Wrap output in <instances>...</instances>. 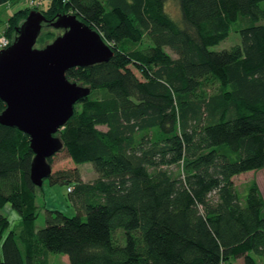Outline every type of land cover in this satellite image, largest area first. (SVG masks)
Segmentation results:
<instances>
[{
	"label": "trees",
	"instance_id": "trees-1",
	"mask_svg": "<svg viewBox=\"0 0 264 264\" xmlns=\"http://www.w3.org/2000/svg\"><path fill=\"white\" fill-rule=\"evenodd\" d=\"M263 2L50 0L12 14L3 32L11 44L32 11L48 20L40 49L63 32L51 25L58 16L76 15L114 56L66 74L91 94L55 136L75 165L98 174L50 176L72 186L76 216L47 211L37 230L43 186L31 181L30 138L0 124V210L20 217L11 228L0 213V264H50L51 253L70 264H260L264 199L255 185L241 199L234 178L264 169ZM231 33L239 44L211 50ZM6 107L0 100V115Z\"/></svg>",
	"mask_w": 264,
	"mask_h": 264
},
{
	"label": "water",
	"instance_id": "water-1",
	"mask_svg": "<svg viewBox=\"0 0 264 264\" xmlns=\"http://www.w3.org/2000/svg\"><path fill=\"white\" fill-rule=\"evenodd\" d=\"M47 22L42 12H30L13 43L0 50V100L7 106L0 124L29 136L34 154L30 177L36 187L53 174L49 159L64 148L55 135L73 117L75 105L91 94L89 87L70 81L67 72L107 63L114 56L100 33L76 15L58 16L51 25L64 32L37 48Z\"/></svg>",
	"mask_w": 264,
	"mask_h": 264
},
{
	"label": "rangeland",
	"instance_id": "rangeland-1",
	"mask_svg": "<svg viewBox=\"0 0 264 264\" xmlns=\"http://www.w3.org/2000/svg\"><path fill=\"white\" fill-rule=\"evenodd\" d=\"M28 1L30 0H15L9 6L2 5L0 6V36L3 35V30L6 29L8 24V20L12 14L17 12L19 9L27 7ZM39 1V0H37ZM43 5L40 7L42 9L48 8L50 5V0H41ZM264 7V2L262 3ZM168 13L178 19L180 16V10L175 2L169 3L167 7ZM5 26V29L2 28ZM61 33L62 31L58 32ZM148 42V40H146ZM145 42L144 46H147ZM241 42L240 36L237 33H231V35L220 43L218 46L213 47L211 50L214 52H221L223 50H229L233 46L239 44ZM107 43V42H106ZM108 44V43H107ZM109 45V44H108ZM166 53L172 58L177 59V55H175L169 48L165 49ZM102 130H106V127H100ZM78 169L81 178L85 182H91L98 177V174L93 168L92 164H84V165H75L68 153L65 150L60 151L53 157L52 163V171L53 174L59 171L65 170H74ZM254 175V177H253ZM253 175H240L235 179L236 188L239 191V196L241 199H245L248 190L249 184L252 181L258 179V190L260 191L262 197L264 198V171L260 173H255ZM72 187V186H71ZM73 190V188H71ZM36 205L39 210V216L36 222L37 230L43 229L46 226V217L47 211H60L64 213L68 217H73L77 215V209L72 201V198L68 191L67 185L61 184H52L50 179H46L44 181L42 189L37 191V199ZM0 213L7 216L11 223V228L16 227L20 222V217L17 212L13 211L10 207L6 209L0 210ZM121 233L117 234V238H121ZM125 243V239L123 244ZM50 264H70L69 258L65 255L59 254H50L49 257ZM260 264H264V259L257 258ZM232 264H244L243 259H238L234 261Z\"/></svg>",
	"mask_w": 264,
	"mask_h": 264
},
{
	"label": "built area",
	"instance_id": "built-area-1",
	"mask_svg": "<svg viewBox=\"0 0 264 264\" xmlns=\"http://www.w3.org/2000/svg\"><path fill=\"white\" fill-rule=\"evenodd\" d=\"M28 2L29 3L27 5V7H30V8H40L43 5L41 0H39V1L30 0ZM10 4H11V2H9V3L5 4V5L9 6ZM10 45H11L10 41L4 35H1L0 36V50H4V49L8 48ZM68 191H69V193L72 192L71 187L68 188Z\"/></svg>",
	"mask_w": 264,
	"mask_h": 264
},
{
	"label": "crops",
	"instance_id": "crops-1",
	"mask_svg": "<svg viewBox=\"0 0 264 264\" xmlns=\"http://www.w3.org/2000/svg\"><path fill=\"white\" fill-rule=\"evenodd\" d=\"M24 7H25V5H24ZM3 29H5V26L2 28V30ZM4 31V30H3ZM264 171V169H262V170H257V171H251V172H247V173H244V174H241V175H253V174H255V173H260V172H263ZM240 176V175H239ZM238 177V176H237ZM237 177H235L234 178V182H235V179L237 178ZM253 177H254V175H253ZM259 181H258V179H257V177H256V180L255 181H252L250 184H249V187H251V186H259V183H258ZM264 199V198H263Z\"/></svg>",
	"mask_w": 264,
	"mask_h": 264
},
{
	"label": "flooded vegetation",
	"instance_id": "flooded-vegetation-1",
	"mask_svg": "<svg viewBox=\"0 0 264 264\" xmlns=\"http://www.w3.org/2000/svg\"><path fill=\"white\" fill-rule=\"evenodd\" d=\"M64 32V31H63Z\"/></svg>",
	"mask_w": 264,
	"mask_h": 264
}]
</instances>
